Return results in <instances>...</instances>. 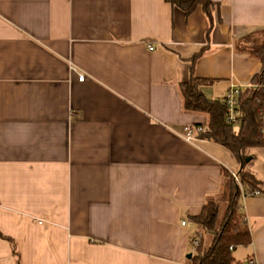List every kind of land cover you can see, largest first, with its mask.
<instances>
[{"label": "crops", "instance_id": "0c3cea01", "mask_svg": "<svg viewBox=\"0 0 264 264\" xmlns=\"http://www.w3.org/2000/svg\"><path fill=\"white\" fill-rule=\"evenodd\" d=\"M211 1L209 21L165 0H0V264H188L193 217L240 165L182 139L207 117L178 86L223 102L264 48V0ZM248 155L260 193L233 258L264 264V145Z\"/></svg>", "mask_w": 264, "mask_h": 264}, {"label": "trees", "instance_id": "16d2710c", "mask_svg": "<svg viewBox=\"0 0 264 264\" xmlns=\"http://www.w3.org/2000/svg\"><path fill=\"white\" fill-rule=\"evenodd\" d=\"M165 1L186 15L200 9L209 21L212 19L213 11L217 8V4L211 0ZM196 56L191 60V70ZM259 58L262 70L256 76L253 85L258 88H249L243 91L244 117L237 131L225 122L223 103L208 100L203 94L201 88L212 81L198 79L191 75L186 83L178 86L183 111L207 117V124L204 127V132L200 134V138L227 149L240 165L235 174L240 186L236 183L234 176H229L230 184L226 203L209 201L202 207L200 214L193 217L196 232L190 238V245L192 246V241L198 234H202V237L199 246L195 248L192 246L195 253L187 262L188 264H241L233 258L232 250L235 247L248 246L251 242L249 228L243 222L245 216L241 197L260 193L256 179L246 168L250 160L247 161L248 156L244 154L247 149L264 145L257 114L264 100V48H262ZM207 237H209V244L203 250L202 243ZM230 248L232 249L230 250Z\"/></svg>", "mask_w": 264, "mask_h": 264}, {"label": "built area", "instance_id": "2783aa9c", "mask_svg": "<svg viewBox=\"0 0 264 264\" xmlns=\"http://www.w3.org/2000/svg\"><path fill=\"white\" fill-rule=\"evenodd\" d=\"M150 50H152L151 47ZM84 79H85L84 75L78 76V80L80 82L84 81ZM250 88L256 89L258 88V86H251ZM243 91L244 89L240 87L229 88L222 102L224 105V113H225L224 120L228 125H230L234 129H237L240 126L244 117V112H243L244 110L242 108ZM257 114L260 121V134L262 139L264 140V100L262 101ZM202 132H204V127L188 125L183 128V135L181 137L185 142L194 145L200 138V134ZM233 176L235 181L237 182V177L235 175ZM243 222L246 223L247 225L248 221L246 217L243 218ZM41 223L42 222H39V224ZM185 225L186 222L181 223V226H185ZM201 237L202 234H198V236L193 239L192 246L194 248L199 246ZM231 249L232 248H230V250ZM244 264H257V262L254 257H249L244 261Z\"/></svg>", "mask_w": 264, "mask_h": 264}, {"label": "rangeland", "instance_id": "374dc122", "mask_svg": "<svg viewBox=\"0 0 264 264\" xmlns=\"http://www.w3.org/2000/svg\"><path fill=\"white\" fill-rule=\"evenodd\" d=\"M235 131H237V129H235ZM244 154H245V156H249L248 154H249V149H247L245 152H244ZM237 184H239V182H238V180H237V182H236ZM240 186V185H239ZM224 200L225 201H223V202H226L227 201V193H226V195H225V197H224ZM223 210V209H222ZM209 237H207V239H205L204 241H203V243H202V249L204 250L207 246H208V244H209V239H208ZM192 250H193V248H192ZM194 252V251H193ZM193 255H194V253H192ZM245 254H246V247H239V248H237V250L233 253V257L236 259V261H241L243 258H244V256H245ZM187 260V262L189 261V259H186Z\"/></svg>", "mask_w": 264, "mask_h": 264}, {"label": "water", "instance_id": "95a60500", "mask_svg": "<svg viewBox=\"0 0 264 264\" xmlns=\"http://www.w3.org/2000/svg\"><path fill=\"white\" fill-rule=\"evenodd\" d=\"M247 161H249V160L247 159ZM191 257H192V255L191 254H188L186 258L187 259H190Z\"/></svg>", "mask_w": 264, "mask_h": 264}]
</instances>
